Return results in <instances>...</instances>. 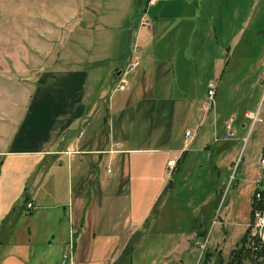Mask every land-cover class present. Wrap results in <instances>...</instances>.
I'll return each instance as SVG.
<instances>
[{
  "label": "crops",
  "instance_id": "crops-1",
  "mask_svg": "<svg viewBox=\"0 0 264 264\" xmlns=\"http://www.w3.org/2000/svg\"><path fill=\"white\" fill-rule=\"evenodd\" d=\"M119 1L110 0L114 7ZM143 1L138 0L139 6H142ZM62 2V24H59V29L56 24L59 17L54 16L52 20H48V28L51 31L47 42L50 44L43 51L48 54L47 61L53 63L58 56V47L62 46L64 52L74 51L81 53L80 56L85 54L82 58L85 63L79 64L78 68L68 66L60 71L41 68L30 83L32 93H29V88L27 92L22 93L24 103L20 106L15 104L23 109L27 103L24 114L21 115V111L20 115L8 113L6 120L0 119V137L4 136V140H8L7 144L0 147V264H60L62 251L67 248L71 236L74 241L73 261H80L78 246L83 245L87 227L93 230V239L96 238L99 228L117 229L112 234V237L116 238H111L109 243L120 246L118 251H114L112 262H121L122 258L127 256L126 247L131 245L135 233L151 222H161L163 212H160L162 209L165 210L162 195L166 192V182L170 173L179 168L181 162L191 152H199L197 156L203 161L204 150L213 158L215 152L217 154L219 151L217 148H227L226 150H229V147L237 148L235 141L239 142L242 139L244 143L246 142V147H258V158L254 157V154L244 158L240 149L226 159L224 166L228 167V164L231 166L234 162L235 166L238 161V164L242 165V179L252 187V190L255 178L259 174L264 176V169L259 163L260 157L264 156V135L256 133V129L264 121L262 108V120L253 127H250V119L244 115L245 110L251 109H244L241 114L226 112L227 115L223 117L220 115L225 132L218 136L215 132L219 119L213 111L214 103L206 105L207 87L202 92L197 89L174 92L173 88L170 95L157 94L148 98L151 101H164L162 107L153 105L151 108L153 112L156 110L159 113V109L163 111L158 114L163 120V126L158 129L154 143L138 145L140 142L132 143L126 137L118 135L114 130L112 111L116 101L113 102L110 97L108 98L110 102L108 99L105 102L101 100L99 94L91 95L86 87L90 79H97L99 73L94 65L103 59L97 51L98 44L104 38L103 32L100 31L103 26H98L96 22L105 17L106 8L102 5L106 2L104 0ZM52 4L54 5V2ZM210 8L211 0H145L143 13L153 24L151 23V27H141L146 28L145 30L157 39H167L170 45L168 56L162 58L158 55L153 56L154 71H158L153 73L155 74L153 85H160L159 79H165V73L159 71L165 66L162 61L174 62L179 55L177 44L183 31L180 22L190 20L192 12L196 9L203 11L202 15L208 17ZM186 31L190 38L198 31L197 26L195 24L189 26ZM72 33H75L73 37ZM87 33L91 35L88 36ZM86 39L90 40L91 46L94 47H86ZM25 47L28 53L39 52L37 49ZM196 57H188V61L191 62ZM213 58L212 67L215 69V66H221L223 61L221 54L218 52ZM208 62L205 56L201 57V66L205 67ZM189 66L187 63L184 67ZM119 67L120 65L115 66L112 72L116 80ZM183 77H186L183 83H193L189 74ZM209 81L215 83L214 99L218 86L214 80ZM258 81L263 85L261 75ZM92 83L95 84L96 81ZM172 100L177 102L176 108L170 106L169 102ZM232 115L233 135L226 138L225 124ZM100 117H103V123H110L105 127L107 135L104 141L97 145V134L86 133L96 130ZM18 119L19 125L12 135L10 136V133L5 135L13 128L4 125L3 122L8 120L16 122ZM96 120L98 124L95 123ZM185 122L194 124V127L185 125L177 138L178 126ZM26 123L28 127L21 131V127ZM187 129L193 130L191 136H186ZM213 133L214 136L210 138ZM173 137L177 140L175 144ZM92 154L95 155L94 158ZM175 155H178L177 164L170 170L167 160ZM104 160L107 161L108 173L101 176L99 167ZM121 164L127 168L129 175L125 190L116 183L117 174H112L113 165L117 168ZM201 164L202 162L195 165L192 172L198 173ZM210 164L219 171L220 166L214 160L211 159ZM232 178L233 175L230 173L229 177L219 185L213 186L206 194L198 196L191 204L186 203L190 208L188 214L192 217L191 234L188 236L204 238L208 228L202 229L203 226L199 224L207 223L210 217L213 223L224 225V218L221 215L217 221L213 218L216 214V202L221 198V185L232 184ZM28 201L32 202L33 207L29 212H25V203ZM182 205L183 203L178 206ZM180 212L184 213L186 210ZM238 241L227 253H224L218 244L213 251L206 250L205 264L209 260L216 264H231V253L238 246ZM92 244L95 245L94 242ZM215 252L217 256L214 258ZM246 261L249 260L245 258L243 264H246Z\"/></svg>",
  "mask_w": 264,
  "mask_h": 264
},
{
  "label": "rangeland",
  "instance_id": "rangeland-1",
  "mask_svg": "<svg viewBox=\"0 0 264 264\" xmlns=\"http://www.w3.org/2000/svg\"><path fill=\"white\" fill-rule=\"evenodd\" d=\"M104 1L106 3L102 6L106 8L105 17L96 22L98 26H103L100 31L103 32L104 38L97 46L98 55L103 59L94 65L99 73L97 79H90L86 87L91 95L99 94L101 100L105 102L110 97L113 102L116 101L112 111L114 130L118 135L126 137L132 143L140 142L138 145L154 143L155 136H158V129L163 126V120L158 115L163 111L159 109V113L156 110L153 112L151 108L153 105L162 107L164 101H151L148 98L157 94L170 95L173 88L174 92H180L183 89L190 91L197 89L202 92L209 80H214L218 86L213 109L219 119L215 134L218 136L224 134L222 117L226 112L241 114L244 109L255 110L258 105H261L264 117V87L258 81L264 62V0H211L208 17L202 15L203 11L194 10L190 20L184 22L182 20L179 24L183 29L177 44L179 55L174 62L162 61L165 66L159 71L165 73V79H159L161 84L157 86L152 84L153 76L155 77L153 73L158 72L154 71L153 56L158 55L161 58L168 56L170 45L167 39L153 37L139 24V18L144 14L145 0L142 6H139L138 0H120L115 7L110 0ZM150 7L155 6L150 5ZM62 13V0H0L1 120H6L8 113L20 115L21 111V115L24 114L27 103L23 109L15 104L20 106L24 103L22 93L27 92L29 88V93H32L30 83L41 68L60 71L68 66L78 68L79 64L85 63V60H82L85 54L80 56L81 53L74 51L64 52L62 46L58 47L57 59L53 63L47 61L48 54L43 51L50 44L47 41L51 30L47 23L54 16L59 17L56 24L60 29L59 24L63 21ZM151 23L153 24L152 21ZM194 24L198 31L188 38L186 29ZM90 30L93 31L92 28ZM91 33L87 35L90 36ZM74 35L75 33H72V37ZM131 42L139 44L140 65L127 75L128 85L124 89H119L116 87L117 80L113 78L112 72L115 66H122L129 60L131 52L127 45ZM86 43V47L91 46L90 40L86 39ZM25 46L31 50L37 49L39 52L28 53ZM218 52L223 59L222 67L217 65L214 69L213 57ZM194 56L197 57L191 62L188 61V57ZM202 56L209 60L205 67L201 66ZM187 63L190 66L185 68ZM185 74L191 76L192 84L183 83ZM108 101L110 102L109 99ZM176 103L174 100L169 102L172 108H176ZM19 121L20 119L16 122L10 120L3 122L4 125L8 127L10 125L13 128L5 135L10 133L11 136L18 127ZM95 123L98 124V120ZM109 123H103V117H100L96 130L92 125L91 128L94 131L91 133L87 131L86 134H97L96 144H101L107 135L105 127H108ZM261 124L256 129V133L264 135V121ZM185 125L194 127V124L190 122L179 124L177 138ZM27 127L28 124H24L21 131H25ZM212 136L214 133L210 138ZM173 141V144L177 142L174 137ZM7 142L4 136L0 137V147ZM235 142L237 148L229 147V150H226L227 148L219 147L217 148L219 151L217 154L215 152L213 158H210L207 151H201L203 161L197 156L199 152H191L181 162L179 168L170 173L166 182V192L162 195L165 210L162 209L160 212H163L161 222H151L140 228L133 236L131 245L126 247L125 255L127 256L122 258L121 262H112L113 253L118 251L120 246L109 243L111 238H116L112 237V234L117 229L99 228L96 238L93 239V230L87 227L83 245L78 246V257L81 260L73 261V264H205L206 252L209 249L213 251L217 244L222 247L224 253H227L239 240L250 220L253 190L242 179V165H239L238 161L235 166L234 162L231 166L228 164V167L224 166V162L240 149L244 158L249 154H254L256 158L259 156L258 147H246V142L244 143L242 139ZM94 157L95 155L92 154V158ZM211 159L220 166L219 171L210 164ZM106 162L104 160L100 164L101 176L108 173ZM201 162L198 173H193V167ZM112 170V174H117L116 183L125 190L129 176L127 168L122 164L117 168L113 165ZM230 173L233 175L232 184L221 185V198L216 202V214L213 218L217 221L221 215L224 218V225L213 223L210 217L207 223L199 224L203 226L202 229L208 228L206 238L202 236L198 239L192 235L188 236L191 234L190 219L192 217L188 214L190 208L186 206V203L191 204L198 196L206 194L213 186L219 185L229 177ZM180 202L183 203L182 207L178 206L182 204ZM180 210H186V212L181 213ZM252 230L257 231L254 228ZM93 242L95 245L92 244ZM216 256L215 252L213 257ZM206 264L216 263L209 260ZM246 264L249 262L246 261Z\"/></svg>",
  "mask_w": 264,
  "mask_h": 264
},
{
  "label": "built area",
  "instance_id": "built-area-1",
  "mask_svg": "<svg viewBox=\"0 0 264 264\" xmlns=\"http://www.w3.org/2000/svg\"><path fill=\"white\" fill-rule=\"evenodd\" d=\"M139 24L145 27H151L152 25L150 19L144 14L140 16ZM129 48L131 52L130 58L124 65L119 67L117 73L118 78H117L116 87L119 89H124L128 85L127 75L131 71H133L139 65L140 62L138 56L139 44L137 42H131L129 44ZM260 75L264 87V65L261 68ZM214 94H215V83L213 81H209L207 84V96H208V100L206 103L207 106H210L214 103V99H213ZM244 115L250 119V127H253L257 122H260L262 120L261 105H258L255 110H245ZM233 118H234L233 115L230 116L225 124L227 128L225 134L226 138H229L233 135V131L231 130ZM192 133L193 130L191 129H187L185 132L186 136H191ZM177 159H178V155H175L167 160V165L170 170H172L176 166ZM259 163L261 167L264 169V156L260 157ZM262 178L263 175L259 174L254 180V188H255L254 200L256 203H260L261 201H264V198L262 197L261 192L259 190L260 188L263 187ZM25 204H26L25 212H29L32 209L33 204L31 201H28ZM263 224H264V208L260 209L259 207H256L254 208V222L251 226V234H250L251 237L253 236V238L247 241V245L248 246L250 245V248L253 252V256H256V250H259L261 246L264 248V232L263 233L261 232V227ZM252 228L257 229V231L252 230ZM258 237L260 238V241L256 243L255 238ZM204 238H206V236ZM73 248H74V241L71 236L67 244V248L62 253L60 264H73Z\"/></svg>",
  "mask_w": 264,
  "mask_h": 264
},
{
  "label": "trees",
  "instance_id": "trees-1",
  "mask_svg": "<svg viewBox=\"0 0 264 264\" xmlns=\"http://www.w3.org/2000/svg\"><path fill=\"white\" fill-rule=\"evenodd\" d=\"M263 187L260 188V192L262 197L264 198V176L262 178ZM255 190V188H254ZM253 190L252 199H251V210H250V223L248 227L245 229L243 235L239 238L238 246L232 250L231 253V264H243V260L247 258L249 260V264H263L264 263V248L261 246L259 250H256V256H253V252L250 248V245H247V241L251 240V226L254 222V208L259 207L260 209L264 208V201L260 203H256L255 192ZM206 233V230L204 231ZM256 243L260 241V238H255ZM206 262V261H205Z\"/></svg>",
  "mask_w": 264,
  "mask_h": 264
},
{
  "label": "water",
  "instance_id": "water-1",
  "mask_svg": "<svg viewBox=\"0 0 264 264\" xmlns=\"http://www.w3.org/2000/svg\"><path fill=\"white\" fill-rule=\"evenodd\" d=\"M170 184H172V181H170ZM261 232L263 233L264 232V224L262 225L261 227ZM264 264V263H263Z\"/></svg>",
  "mask_w": 264,
  "mask_h": 264
}]
</instances>
